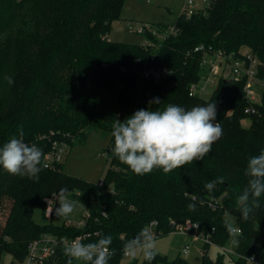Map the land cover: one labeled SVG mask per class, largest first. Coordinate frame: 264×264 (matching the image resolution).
<instances>
[{
	"label": "trees",
	"instance_id": "trees-1",
	"mask_svg": "<svg viewBox=\"0 0 264 264\" xmlns=\"http://www.w3.org/2000/svg\"><path fill=\"white\" fill-rule=\"evenodd\" d=\"M125 2L0 0V146L19 138L22 125L24 142L44 153L38 181L0 168V264L7 256L10 264L22 262L29 244L44 234L75 238L83 232H98L90 239L94 242L110 235L108 264H122L125 243L151 222L159 224L164 238L175 229L172 222L188 220L199 224L215 245L233 244V264L249 257L264 264V195L247 221L236 203L249 179L248 158L264 149V95L254 114L246 113L251 103L244 79H220L209 99L190 96L205 52L239 59L247 47L264 63V0H213V7L207 5L190 18L178 16L176 36L158 40L148 32V44L139 46L109 40ZM156 28L164 31L167 25ZM150 67L166 70L167 76L159 82L143 78ZM5 77L14 82L9 85ZM259 77L264 78V66ZM154 98L160 104H149ZM207 103L215 104L223 135L203 160L168 174L156 169L138 176L112 154L115 119L124 121L140 109L163 110L168 104L191 109ZM94 131L110 136L102 185L70 176L64 162L45 163L55 143L68 146V157ZM219 177L225 182L208 193L204 185ZM63 187L90 215L82 229L34 220L37 210L44 215L45 200ZM193 195L204 204L197 202L196 210L189 211ZM228 218L241 229L235 241L226 228ZM204 248L201 264H226L224 255L213 261L206 251L210 246ZM67 260L61 252L50 264ZM131 264L192 263L181 256L168 262L157 254L151 262L135 259Z\"/></svg>",
	"mask_w": 264,
	"mask_h": 264
},
{
	"label": "clouds",
	"instance_id": "clouds-1",
	"mask_svg": "<svg viewBox=\"0 0 264 264\" xmlns=\"http://www.w3.org/2000/svg\"><path fill=\"white\" fill-rule=\"evenodd\" d=\"M5 79L9 85L14 82L11 77ZM153 103L160 104L159 98L149 101V104ZM215 118L214 103L197 105L191 109L168 104L163 110H137L124 121L115 119L111 131L114 138L112 154L138 176L156 169H162L165 174L171 173L175 169L203 160L210 153L213 144L223 135L221 124L213 123ZM17 131L19 138L13 137L0 146V168L9 175L38 181L44 153L37 145L24 142L22 125L18 126ZM245 175L249 179L236 203L241 218L247 221L261 207L260 198L264 195V149L258 155L248 158ZM224 182L225 178L219 177L206 183L204 187L208 193H212L217 183ZM52 196L54 199L47 202L46 211L49 215L57 200L59 207L55 208V215L59 218L67 219L78 205L84 206L81 201L70 200L68 189L64 187L59 193L53 192ZM191 200L193 202L187 205L189 211L196 210L197 202L201 206L204 204V200H198L194 195ZM226 228L235 241L241 229L232 224H227ZM83 240L84 238L77 237L71 242H65L67 264H73L74 261L78 264H108L112 255L110 235L101 236L95 242L84 243ZM123 251L130 259L142 255L143 260L148 262L158 254L155 237L147 227L128 240ZM249 264H253L251 258Z\"/></svg>",
	"mask_w": 264,
	"mask_h": 264
},
{
	"label": "built area",
	"instance_id": "built-area-1",
	"mask_svg": "<svg viewBox=\"0 0 264 264\" xmlns=\"http://www.w3.org/2000/svg\"><path fill=\"white\" fill-rule=\"evenodd\" d=\"M204 3V8H200V4L197 3L196 0H184V4L180 11L179 16L185 15L186 17L190 18L194 14L198 12L204 11L205 6H207V2H211L213 0H202ZM175 23V22H174ZM170 24L164 31H158L155 25H151L149 23H140L135 24L133 30H136L138 33L146 34L148 32L152 33L158 40H164L169 36H176L179 33V30L175 25ZM148 42L144 43L143 45H147ZM241 58H233L231 55L226 56L223 53H209L205 52L204 58L201 64V73H200V80L193 84L190 91V96L198 95L197 91L200 90L201 92L206 91L207 87H216L220 79L228 80V79H235L245 80V98L251 103V106L247 108V114H254L256 113V106L262 103V98L264 95V78L259 77V69L260 67L264 66V63L258 58V56L249 48L245 47L240 51ZM208 71L206 76H203L204 70ZM143 78L153 80L156 82L161 81L167 75V71L164 69H157L150 67L146 68L143 71ZM200 82H203V85H199ZM200 96V95H199ZM213 123H217L216 119ZM56 144L54 146V150L52 153L47 154L45 156V163L50 166L56 163L63 162L67 155L69 154L68 146L65 144ZM103 184V179L99 182V185ZM54 197H49L45 200L46 207L44 211V215L46 216L47 220L50 222L53 221L54 209L51 215L48 214L46 211L48 208V201L53 200ZM90 215L87 212L85 216L79 218L78 220H73L68 218L64 221V225L66 227H76L78 229H82L86 226L87 220L89 219ZM175 226V229L170 233L174 235H182L188 238L191 241L190 245H186L183 248L182 254L188 256L191 251V245L193 243H199L202 246L208 245L210 247L215 246L213 241L211 240L209 235H206L200 231V225L190 220L186 221L183 224H177L176 222H172ZM158 223L151 222L147 228L152 232L155 237V240H159L162 238V233L158 229ZM158 229V230H157ZM169 234V235H170ZM98 236V232L90 233V232H83L82 235L78 237L84 238V243L94 242L90 241L93 237ZM77 238V237H75ZM75 238H69L67 236H59L56 234H44L39 239L32 241L28 247V254L26 258L16 264H50L53 262L61 252H64V244L65 242H71ZM223 251H225L224 247H219ZM227 254V253H226ZM235 254L233 250L229 251L228 256H232ZM129 257L124 255V260L128 259ZM252 259L253 264H262L257 261L253 257H249ZM249 258L245 259L243 264H249Z\"/></svg>",
	"mask_w": 264,
	"mask_h": 264
},
{
	"label": "rangeland",
	"instance_id": "rangeland-1",
	"mask_svg": "<svg viewBox=\"0 0 264 264\" xmlns=\"http://www.w3.org/2000/svg\"><path fill=\"white\" fill-rule=\"evenodd\" d=\"M199 3L200 8H204V3L202 0H196ZM184 0H126L124 8L122 10L121 18L118 22H115L112 27V31L109 35V40L113 42H122L132 45H143L147 42L144 34L138 33L133 30L135 24L149 23L151 25L157 26L158 24H165L167 27L173 24L180 14ZM203 76L208 74L205 69L202 73ZM199 85H203L200 82ZM215 87H207L206 91H197L203 99H209ZM249 124L248 122H245ZM109 139L110 136H104L101 131L92 132L87 141L84 144L75 146L70 155L63 161L64 170L70 176H74L80 179H84L89 183L99 184V182L104 179L106 172L109 169ZM70 200H76L69 193ZM59 207L58 200L54 204V215L53 221L55 225H62L65 220L71 218L73 220H78L87 213V209L78 205L76 210L67 219L59 218L55 215V208ZM45 215L42 214L41 210H37L34 215V220L38 224L50 223ZM228 224L234 225L231 218L227 219ZM158 254L160 256H166L168 262L172 259L181 256L188 260L192 264H201L203 255L201 253H206L204 246L199 243H193L191 245V251L188 256L182 254L183 248L186 245H190L191 241L185 236L170 234L164 238L156 240ZM233 244L224 247L223 251L219 247L212 246L208 250V257L211 260H216L218 255H224L226 264H233L229 261V251L233 250ZM200 250V251H199ZM232 258V257H231ZM137 261L142 262V255L138 256ZM135 259H125L122 264H131ZM11 259L9 256L5 258L3 264H10Z\"/></svg>",
	"mask_w": 264,
	"mask_h": 264
},
{
	"label": "water",
	"instance_id": "water-1",
	"mask_svg": "<svg viewBox=\"0 0 264 264\" xmlns=\"http://www.w3.org/2000/svg\"><path fill=\"white\" fill-rule=\"evenodd\" d=\"M207 5H210L211 7H213V4H210V2H207Z\"/></svg>",
	"mask_w": 264,
	"mask_h": 264
},
{
	"label": "crops",
	"instance_id": "crops-1",
	"mask_svg": "<svg viewBox=\"0 0 264 264\" xmlns=\"http://www.w3.org/2000/svg\"><path fill=\"white\" fill-rule=\"evenodd\" d=\"M200 251V250H199ZM202 255H204V253H201Z\"/></svg>",
	"mask_w": 264,
	"mask_h": 264
}]
</instances>
